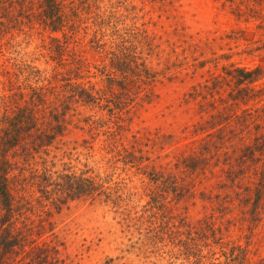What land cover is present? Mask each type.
<instances>
[{
	"label": "rangeland",
	"instance_id": "rangeland-1",
	"mask_svg": "<svg viewBox=\"0 0 264 264\" xmlns=\"http://www.w3.org/2000/svg\"><path fill=\"white\" fill-rule=\"evenodd\" d=\"M52 4L59 6L64 31L51 30L61 28V23H52L57 17ZM128 60L156 74L147 87V101L133 109L119 105L123 110L115 107L111 116L105 109L100 115L106 123L97 126V136L74 130L67 138L65 161L71 157L78 169L87 165L113 177L114 183L126 182L137 197L125 215L101 202L72 203L55 214L52 233L71 264H170L159 247L146 246L147 226L137 220L152 194L142 183L143 178L148 183L146 176L155 166L150 158L158 170H175L177 158H197L196 198L175 205V213L193 224L217 217L215 193L229 183V173L223 162L215 166L207 142L215 140L210 136L216 132L213 124L230 117L226 127L234 129L235 112L238 116L261 105L264 0H0V96L4 84L14 82L18 66L24 71L21 79L32 84L41 78L62 86L63 76L76 70L80 82L105 90L113 78L129 95L136 78L122 71ZM115 91L124 96L120 88ZM105 94L112 100L111 93ZM247 98L255 101L243 106L241 99ZM81 110L89 116L88 106ZM115 140L122 152L124 147L141 151L144 162L112 168V145L115 156L119 150ZM226 152L222 148L221 159ZM254 198L243 205L236 201L234 214L244 218L245 226L234 228L226 240L239 249L236 257L219 253V263L264 264V197L258 206Z\"/></svg>",
	"mask_w": 264,
	"mask_h": 264
},
{
	"label": "trees",
	"instance_id": "trees-1",
	"mask_svg": "<svg viewBox=\"0 0 264 264\" xmlns=\"http://www.w3.org/2000/svg\"><path fill=\"white\" fill-rule=\"evenodd\" d=\"M52 6L51 11L57 16L52 23H61V28L50 26L51 30L64 31L59 6ZM103 23L107 22L103 20ZM17 68L14 82L9 79L2 90L4 95L0 96V264H71L52 233L55 214L72 203L101 202L125 215L137 193L126 182L114 183L113 177L87 165L83 170L78 169L71 157L66 162L67 138L74 130L97 136V126L103 122L100 114L105 109L111 116L115 114V107L123 110L119 105L133 109L146 102L147 87L156 81V74L145 64L140 69L139 64L128 60L122 71L136 78L128 95V88L113 78H108L105 90L80 82L83 78L78 77L76 70L63 76L66 83L62 86H55L48 79V83H42L41 78L32 84L21 79L24 71L20 66ZM117 87L127 98L116 93ZM107 91L112 100H108ZM259 94V107L246 109L238 116L235 112L234 129L226 127L231 123L230 117L213 124L216 132L210 136L215 140L207 145L213 147L215 166L223 162L228 166L223 171L229 173V183H223L224 190L215 193L213 209L218 212L217 217H204L193 224L186 216L175 213V205L187 204L196 198L193 173L198 169L197 158L193 155L182 160L177 158L175 170L163 166L158 170L156 160L150 158L155 166L146 176L148 183L145 178L142 183L152 194L137 220L141 226H147L146 246L159 247L156 249L166 254L170 264H177L179 260L192 263L193 259L196 264H209L206 260L221 264L219 253L226 257L236 255L239 248L226 240L234 228L245 226L244 218L234 214L236 201L248 204L255 197L253 202L258 206L264 197V98L261 99L264 90ZM241 100L243 106L255 101ZM85 106L90 108L89 116L81 110ZM114 142L119 149L118 141ZM137 144L140 143L137 141ZM222 148L227 151L224 159H221ZM123 150L119 149L115 156L112 145L109 152L112 158L108 159L112 168L119 163L132 166L139 160L144 162L145 158L138 156L141 151L136 154L137 150L130 152L126 147ZM181 164L185 166L181 168ZM247 181L250 185L245 186Z\"/></svg>",
	"mask_w": 264,
	"mask_h": 264
}]
</instances>
